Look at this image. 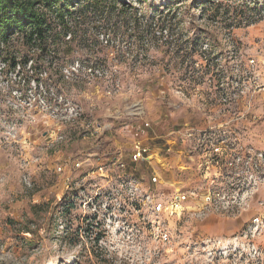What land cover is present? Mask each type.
<instances>
[{"label": "rangeland", "instance_id": "1", "mask_svg": "<svg viewBox=\"0 0 264 264\" xmlns=\"http://www.w3.org/2000/svg\"><path fill=\"white\" fill-rule=\"evenodd\" d=\"M171 1L137 71L128 33L94 69L0 45V264H264V0Z\"/></svg>", "mask_w": 264, "mask_h": 264}, {"label": "trees", "instance_id": "2", "mask_svg": "<svg viewBox=\"0 0 264 264\" xmlns=\"http://www.w3.org/2000/svg\"><path fill=\"white\" fill-rule=\"evenodd\" d=\"M134 1L138 4L133 5ZM207 2L213 1L198 0L196 4L203 7ZM174 5L171 0L158 3L153 0H0V45L7 46L16 37L24 47L36 49L42 63L47 59H62L75 49H87L95 55L94 69L106 59L100 57V53L111 47L110 43L119 34L128 33L127 37L132 40L130 46L137 50L131 60L135 66L133 70L137 71L140 64L144 65L149 59L150 50H158L169 43L163 31L169 28L172 31L173 27L181 24L182 20L172 21L176 18L175 14L168 18V11ZM219 7L214 9L215 18L222 15ZM240 13L235 7L228 8L223 16L237 17ZM99 34H110L112 37L99 40ZM121 40L124 41V38ZM185 42H191L193 47L184 58L192 59L197 40L191 38ZM21 57L26 56L0 49V62L11 70L15 69L17 59ZM118 57H122L121 53ZM154 84L142 83L140 92L152 89ZM68 208H64L66 213L70 211ZM27 229L24 228L23 232H29ZM93 240L97 243L100 236L97 234Z\"/></svg>", "mask_w": 264, "mask_h": 264}, {"label": "built area", "instance_id": "3", "mask_svg": "<svg viewBox=\"0 0 264 264\" xmlns=\"http://www.w3.org/2000/svg\"><path fill=\"white\" fill-rule=\"evenodd\" d=\"M264 91V88H263ZM148 124H145L147 126ZM137 132H142L139 128L136 130ZM154 151H152L146 144L139 141V139L134 140L133 142V158L135 160H150L153 156ZM181 196H176L173 206L176 207L178 205V201H180ZM161 209V208H159ZM164 240L167 239L166 236L163 237Z\"/></svg>", "mask_w": 264, "mask_h": 264}]
</instances>
